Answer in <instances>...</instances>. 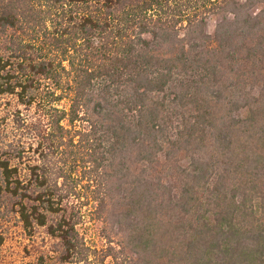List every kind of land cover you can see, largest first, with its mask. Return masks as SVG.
<instances>
[{"label":"trees","instance_id":"1","mask_svg":"<svg viewBox=\"0 0 264 264\" xmlns=\"http://www.w3.org/2000/svg\"><path fill=\"white\" fill-rule=\"evenodd\" d=\"M0 26L42 44L10 38L0 94L70 123L122 232L97 264H264V0H0ZM0 168L24 230L86 261L50 168Z\"/></svg>","mask_w":264,"mask_h":264},{"label":"rangeland","instance_id":"2","mask_svg":"<svg viewBox=\"0 0 264 264\" xmlns=\"http://www.w3.org/2000/svg\"><path fill=\"white\" fill-rule=\"evenodd\" d=\"M215 19L216 15L210 17L208 30L213 28ZM12 36H17L22 44L42 45L41 39L34 38L36 35L31 30L17 33L0 26V57L4 59L10 56L8 47L11 46ZM67 78L65 76L64 80ZM54 105L67 110L68 98L64 97ZM54 119L55 116L49 117L39 105L26 106L13 94H0V167L1 163H7L9 167L17 168L13 177L18 176L24 183L31 178L32 166L46 165L50 168V179L57 181L58 193L64 197L67 212L75 211L80 216L77 230L88 258L83 263L63 262L59 240L43 226H36L32 232L24 230L17 214V198L9 193H0V264H97L102 248L108 243V236L114 243H118L123 236L112 216L105 212L98 214L96 210L95 186L98 177L93 178L91 164L83 161L87 152L76 143L73 127L64 119L61 124L65 130L61 132ZM58 169L63 176L57 178ZM113 180L119 182L117 178ZM24 201L27 205L33 203L28 198Z\"/></svg>","mask_w":264,"mask_h":264}]
</instances>
